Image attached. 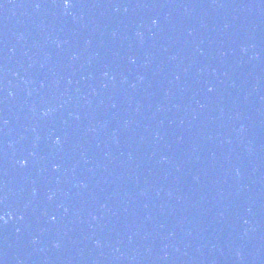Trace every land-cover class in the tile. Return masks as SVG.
<instances>
[{
	"label": "water",
	"instance_id": "obj_1",
	"mask_svg": "<svg viewBox=\"0 0 264 264\" xmlns=\"http://www.w3.org/2000/svg\"><path fill=\"white\" fill-rule=\"evenodd\" d=\"M0 217V264H264V0H0Z\"/></svg>",
	"mask_w": 264,
	"mask_h": 264
},
{
	"label": "snow or ice",
	"instance_id": "obj_2",
	"mask_svg": "<svg viewBox=\"0 0 264 264\" xmlns=\"http://www.w3.org/2000/svg\"><path fill=\"white\" fill-rule=\"evenodd\" d=\"M64 3H65L66 5H70V4H71V0H64ZM25 163H26V161H25Z\"/></svg>",
	"mask_w": 264,
	"mask_h": 264
},
{
	"label": "clouds",
	"instance_id": "obj_3",
	"mask_svg": "<svg viewBox=\"0 0 264 264\" xmlns=\"http://www.w3.org/2000/svg\"><path fill=\"white\" fill-rule=\"evenodd\" d=\"M0 219H3V217H0Z\"/></svg>",
	"mask_w": 264,
	"mask_h": 264
}]
</instances>
